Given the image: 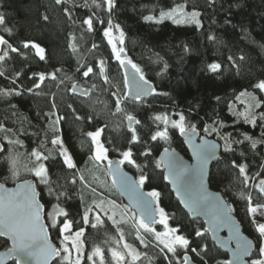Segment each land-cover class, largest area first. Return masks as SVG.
I'll use <instances>...</instances> for the list:
<instances>
[{
    "label": "trees",
    "instance_id": "trees-1",
    "mask_svg": "<svg viewBox=\"0 0 264 264\" xmlns=\"http://www.w3.org/2000/svg\"><path fill=\"white\" fill-rule=\"evenodd\" d=\"M87 3L85 7V0H65L61 4L56 0H0V15L4 17L0 36L19 50V53L9 51V56L0 61V70L4 73L0 76V89L13 90L10 96H0V127L3 129L0 131L3 145L0 183L12 187L18 182L33 180V174L25 168L13 177L11 157H17V169L18 164L31 167L30 161L34 158L30 154L33 150L39 151L48 157L42 163L47 169L49 183L36 182V187L45 208V222L52 243L59 244L62 238L59 228L68 220L72 223V232L84 230L85 258L81 264H91L87 256L95 247L101 249L104 264H114L109 249L120 235L119 227L124 242L141 253L136 264H150V260L151 264H168L161 252L163 246L157 245L151 234L141 230L147 246L142 245L129 222L114 226L107 219L100 218L103 223H98L96 228L83 222L88 208L92 209L90 221L96 222L94 217L98 213L96 205L99 201L108 199L125 205L111 181L109 185L105 182V187L93 182L98 172L94 161L89 159L93 146L86 133L103 129L100 141L108 149L110 159L120 160L122 151H132L139 167L127 163L122 167L136 179L141 174L147 177L143 186L145 192L155 190L160 193L158 203L166 214L168 225L178 228V234L189 239L188 255L194 264H224L226 255L214 247L207 233L201 237L195 235L197 230L203 232V224L189 219L181 210L164 184L161 167H156L158 154L164 148L175 149L189 159L178 130L168 127V140L151 138L157 131L164 130V125L153 119L155 115L163 114L175 120L183 114L186 123L194 124L200 136L220 144L219 159L209 171L208 184L233 208L243 232L255 243L256 250L251 258H258L259 234L248 216L247 200L242 194L251 193L254 206L264 205V196H260L254 187L264 173L261 168L264 165V136L261 135L264 127L259 120L253 127L236 113L242 98L237 97L242 92L250 93L262 102L259 112L264 108L263 92L255 87L264 80V0H213L211 4L209 0H114L115 6L110 12L103 0H97L102 5L99 9L92 0ZM180 5H184L185 13H200L199 28L191 23L174 24L167 18L160 23L144 19L149 15L159 19L161 12H170ZM89 17L94 19L91 33L83 24V20ZM97 18L104 23H99ZM109 19L113 30L118 25L124 33L127 57L142 69L145 78L159 93L139 102L124 100L121 105L124 111L120 113L115 109L119 96L115 84L116 81L123 82L124 77L122 67L112 56L111 46L103 36ZM5 29L10 30V34ZM209 36L214 39L209 40ZM25 42L43 48L44 59L41 60L31 46L24 48ZM70 44L76 46V51ZM93 44L97 45L95 49ZM101 60L105 62L103 75L99 67ZM211 63L220 64V70L210 72L208 65ZM89 66L93 67V72L84 77L83 72ZM39 73L46 76L53 73L56 79H46L39 89L33 88L29 92L27 89L33 87V82H39L38 76H34ZM73 84L88 89V95L72 94ZM16 91L20 95H15ZM53 103L56 116L65 118L60 121L56 133L49 127V117L45 115L53 111ZM126 114L140 121L133 127L136 142H131L133 132L127 128ZM56 116L51 119L55 120ZM77 116L80 119H76ZM219 124L224 125L221 129L230 134L232 141H240L232 143V151L224 150L225 142L217 133L206 135L204 132L206 125L217 127ZM245 134L258 141L255 149L244 139ZM54 136L62 139L77 169H68L64 165L51 143ZM9 140L20 143L9 144ZM144 152L149 155H141ZM233 161L246 166L251 177L247 187L242 183L239 169L233 167ZM103 174L109 181L107 170ZM58 209H63L67 215L55 216L57 227L52 228L48 216ZM153 227L157 232L162 229L155 224ZM193 247L204 251L198 255L190 251ZM8 248V243L0 240V251ZM184 251L178 249L181 257ZM10 264L16 263L12 261ZM53 264H61L59 257Z\"/></svg>",
    "mask_w": 264,
    "mask_h": 264
},
{
    "label": "snow or ice",
    "instance_id": "snow-or-ice-1",
    "mask_svg": "<svg viewBox=\"0 0 264 264\" xmlns=\"http://www.w3.org/2000/svg\"><path fill=\"white\" fill-rule=\"evenodd\" d=\"M65 0H56L57 4H61ZM213 0H209L211 4ZM92 4L96 9L102 7L97 0H92ZM103 4L107 6V10L110 12L114 5V0H103ZM85 7L88 6L87 0H85ZM184 5L178 6V8L173 9L170 12H161L159 19L154 18L149 15L144 17L145 21H154L156 23L162 22L165 18L172 20L174 24L191 23L195 24L197 28L200 27V20L198 17L200 13L198 11H192L190 13H185L183 11ZM98 19V22L103 24L102 19ZM4 24V17L0 15V25ZM83 24L87 25V31L92 32L94 30V19L89 17L83 20ZM107 27L103 30V36L107 38V44L111 46L112 56L119 62L120 66L124 69V88L125 92L121 96H118L115 102L116 113L124 111L121 107L124 100L132 99L139 102L142 98L148 95H158L152 84L145 78L142 69L135 64L131 59H129L125 53L124 48V33L120 30L119 26H115V32L119 33L118 37L114 35L113 23L109 19L107 21ZM5 31L10 30L5 29ZM214 37L209 36V40H213ZM0 61H4L9 56V51L13 53H19L16 47H13L8 40L0 36ZM31 48L36 50V55L40 57L41 60L44 59V49L41 48L36 43L25 42L23 44L24 48ZM73 51H76V46L70 44ZM94 49L97 45L93 44ZM231 59V57H229ZM243 59V57H241ZM104 61H99L100 73H104ZM221 65L218 63H211L208 65V70L210 72H218ZM129 69L131 71H129ZM79 70V69H78ZM60 71V69H57ZM93 72V67L89 66L83 72L84 77H88L89 73ZM4 75L3 71L0 70V76ZM19 76V74H17ZM38 76L39 82H33V87L27 89L29 92L33 91V88L39 89L46 79L55 80L56 76L53 73L47 76L44 73L34 74ZM106 79V78H105ZM13 84L16 83L15 80L12 81ZM95 87V85L93 86ZM260 91L264 92V80L258 82L255 85ZM74 93L77 91V85L73 84L72 89ZM88 89L81 88L79 90L80 95L87 96ZM13 94V90L0 89V96H10ZM15 95H20V92L16 91ZM39 94V93H37ZM247 96L249 98V103L246 105V110L244 112L236 113L239 117H242L244 122L251 124L253 127L257 126V121L264 122V111L259 113L256 109L261 107V101L257 100L255 96L250 93H240V97ZM219 99V97H217ZM71 107V106H69ZM53 111L50 113H45L49 117V127L56 133L59 131L58 125L60 121L65 119L63 116H56V105L52 104ZM56 116L55 120L51 117ZM128 121L129 128L132 130L133 135L131 142L137 141V136L135 134V129L132 128L134 123L138 124L140 121L135 120L131 114H126L125 117ZM76 119H80L79 116ZM155 121L161 122L164 125V130L157 131L151 138L156 140L158 137L164 140H168V127L171 126L174 129H178L181 135L187 136V142L190 144L193 158L196 161L194 165H187L182 160H180L175 153L169 152L168 149L164 150V155L162 159L157 160L156 167H164L166 175L164 179L173 185L178 197L188 208L189 212L193 215H203L208 218L209 227L202 231L197 230L195 235L201 237L205 232L211 231L215 235L216 231L227 226L230 232V236L227 240H221L220 245L222 247H229L233 240L235 241V248H229L232 253V260L224 261V264H247L244 257L252 255L253 243L252 241L246 239L240 234L239 228L233 221L231 212L232 208L229 205L223 203L220 197L213 196L207 191L205 187V178L207 174V165L211 159L216 158V150L218 145L211 143L204 138L200 139L199 143H196L193 137L197 133V128L194 124L189 125L186 123V118L183 114H179L178 120H170L167 115H155L153 117ZM223 124H219L217 127H212L206 125L204 127V132L206 135H210L215 132L224 140V150L226 152L232 151V143H240V141H232L230 139V134H221L220 129L223 128ZM0 127V131H2ZM103 129H97L96 131L87 132L86 135L90 137L93 146L92 155L89 157L90 160L97 162L102 165L104 161H107V172L113 179V184L119 187L122 191L128 194L130 204L125 207L124 211L120 213L121 219L117 221L114 216L117 213L114 211L111 216L108 217L112 220L114 226L120 223H127L128 220L132 221V227L135 229L136 239L140 240L142 245L147 246L145 239L141 235V230L144 233L151 234L157 245H162L161 252L164 253V259L168 261V264H194L191 257L188 255V250L190 247V241L183 235H177L179 232L178 228L169 227L167 222V217L163 209L159 207V197L160 193L158 191L143 192V188L147 177L143 174L139 176L138 179L132 180L126 176L122 170L121 165L127 163L133 167H139L136 161L133 159L132 151L126 150L121 152L122 159L113 162L107 159L108 149L100 141L101 133ZM264 136V131L261 132ZM244 139L251 142V147L256 148L258 141L253 140L252 137L247 134L244 135ZM9 144H19V141L9 140ZM53 146L59 147V154L63 158L64 165L68 169H73L76 165L73 162L72 156L69 155L67 149L65 148L63 142L59 136H54L51 141ZM34 158V161H30L31 167L28 164L24 165V168L30 171L42 184H48V172L45 165L41 162L48 159L47 156H43L39 151L33 150L30 154ZM141 155H149L148 152L141 153ZM12 163V175L13 177L19 174L17 165V157H11ZM233 167L239 169V175L243 178L242 183L245 187L248 186L249 175L246 171V166L233 161ZM262 171H264V165L261 166ZM257 173L256 175H259ZM81 182H84L83 176H81ZM87 186V185H85ZM258 190L260 196H264V179H260L259 183L254 185ZM37 192L33 184L25 181L23 184L18 185L16 190L10 191L0 184V236L8 237L11 240L12 246L7 250V256L15 259L16 264H49V261L53 257H60L61 264H81V257L83 256V242L81 237L84 235V230L81 228L79 231L72 232V223L65 220L62 227L59 228L60 236L62 237L60 247H54L49 241L48 227L42 219L43 206L37 199ZM242 198L247 200V213L250 217H253L252 224L255 227L256 232L259 234V245H258V258H254L250 261V264H264V223H259L254 217L258 212V209L264 207V205H253V197L251 193L246 196L242 194ZM98 208L103 207V202L96 205ZM115 207V206H113ZM92 211L88 208L83 216L84 224L91 223L93 228L97 227L98 223H103L99 215L94 217L95 223H92L89 218V213ZM131 212V216H127V213ZM64 215L67 213L63 209H58L55 214L50 213L48 218L51 221V227L56 228L55 216ZM159 216V221L155 220V216ZM160 223L164 226V232H157L153 229L152 225L154 223ZM117 231L120 233V241H124V235L122 230L117 227ZM66 233H68L66 235ZM155 246V245H154ZM123 248L124 253L118 250H111V256L115 261V264H136L137 261L141 259V253L138 252L131 245L124 243ZM166 249V252L164 251ZM178 249H184V253L178 252ZM191 252L197 253L203 252L204 249L201 248L199 251L197 248H191ZM73 252L76 253L75 259L72 258ZM126 253V254H125ZM168 254H171L169 256ZM95 258H99L100 264H104V257L99 247H95L93 251L88 254L87 260L92 261V264H96ZM0 264H5V257L0 256ZM151 264V260H150Z\"/></svg>",
    "mask_w": 264,
    "mask_h": 264
},
{
    "label": "water",
    "instance_id": "water-1",
    "mask_svg": "<svg viewBox=\"0 0 264 264\" xmlns=\"http://www.w3.org/2000/svg\"><path fill=\"white\" fill-rule=\"evenodd\" d=\"M129 71H131V70L129 69ZM122 72H123V77H124V76H125V72H124V69H123V68H122ZM152 86H153V85H152ZM153 88H154V87H153ZM80 89H81V87L77 86V91L74 93V92L71 90V92H72V94H76V95H78V96H82V97H84L83 95L78 94ZM151 96H152V95H148V96L142 98L141 100L148 99V98H150ZM128 100L131 101V102H136V101H134V100H132V99H128ZM135 120H136V119H135ZM126 124H127V128L130 130V128H129V124H128V121L126 122ZM135 124H136V123H134V124L132 125V128L134 127ZM179 136H180V138L182 139V141H183V143H184V145H185V148H186V151H187V153H188V157H189V159L185 158L182 154H180V153H179L178 151H176L175 149L164 148V149H162L161 152L158 154L157 160L162 159V157H163V155H164V150H165V149H168L169 152H171V153H175V155H176L180 160H182L185 164H187V165H194V164L196 163V161H195L194 158H193V153H192L191 146H190V144L187 142V136H185V135H181L180 133H179ZM201 138H204V139H206L207 141H209V142H211V143H215V144L218 145L217 150H216V158L211 159V160L208 162V165H207V174H206V178H205V187L207 188V191H208L209 193H211L213 196H218V197H220L224 204L229 205L228 202H227V200H226V199H225V198H224L219 192H216V191L212 190V189L209 187V184H208L210 168H211V166H212L215 162L218 161V159H219V154H220V151H221V146H220V144H219L217 141H215L214 139H211V138H208V137H205V136H200L198 132H197L196 135L193 137V139H194V141H195L196 143H199ZM2 152H3V145H2V143L0 142V154H1ZM110 160L113 161V162L118 161L117 158H113V159H110ZM120 167H121L122 172H123L126 176H128V177H129L130 179H132V180H136V178H135L131 173H129L128 171H126V170L122 167V165H121ZM161 169H162V171H163V180H164V184L169 188L171 194L173 195L175 201L178 203V205H179V207L181 208V210H182V211H183V212L189 217V219H191V220H199V221L203 224L204 229H205V228H208V227H209V224H208V222H207V221H208V218L205 217V216H203V215H193V214H191V213L189 212L188 208L184 205V203H182V201H181L180 198L178 197L176 191H175L174 188H173V185H172L170 182H168V181H166V180L164 179V176L167 174L166 171H165V169H164V167L161 166ZM106 170H107V168H106ZM107 174H108V172H107ZM108 176H109V178H110V181H111V183H112V185H113V187H114L116 193L119 195L120 199L123 201V203L125 204V206H128V205L130 204V200H129L128 194L125 193L124 191H122V190H121L119 187H117L116 185H114V184H113V179H112V177H111L109 174H108ZM25 181H28L29 183L33 184V186L35 187V190H36V192H37V194H38V195H37V199L40 201V199H39V193H38V191H37V187H36V183H35V181H34V180H25ZM25 181L18 182V183H16V184H15L14 186H12V187H8V186H6V185H4V187H5L6 189L10 190V191H14V190H16V188H17L18 185L23 184ZM0 184H1V183H0ZM141 190H142L143 192H145V190H144L143 188H142ZM145 193H146V192H145ZM40 203H41V202H40ZM41 204H42V203H41ZM42 206H43V205H42ZM229 206H230V205H229ZM231 216H232L233 221L236 223L237 227L239 228L240 234H241L243 237H245L246 239L252 241V243H253L252 255H253L254 252H255V250H256V246H255L254 241H253L252 239H250V238H249V237L243 232L242 226H241V224L239 223V221L237 220V218L234 216L233 212H231ZM42 219H43L44 223L46 224V222H45V208H44V206H43V211H42ZM155 220L157 221V215L155 216ZM154 224H155V223H154ZM154 224L152 225V227L154 226ZM46 226H47V225H46ZM206 233H207V235H208L209 241L214 245V247H215L217 250H219L222 254H225L226 257H227V260H232L233 257H232V253H231V251L229 250V248H235V241L233 240V243H232L229 247H222V246L220 245V241H221V240H227V239L229 238V236H230V232H229L228 227L225 226V227H221V228H219V229L216 231L215 235H213V234L211 233V231L206 232ZM48 236H49V241L52 243V241H51V239H50L49 231H48ZM0 240H3V241H5L6 243H8L9 248L12 246V244H11V240H10L8 237L0 236ZM52 245H53L54 247H56V245H55L54 243H52ZM252 255H251V256H246V257H244V260L247 262V264H250V259H251ZM0 256L5 257V264H10L12 261L15 262V259H13V258L7 256V250L0 251ZM56 258H57V257H53V258L49 261V264H53V262L56 260ZM15 263H16V262H15Z\"/></svg>",
    "mask_w": 264,
    "mask_h": 264
},
{
    "label": "rangeland",
    "instance_id": "rangeland-1",
    "mask_svg": "<svg viewBox=\"0 0 264 264\" xmlns=\"http://www.w3.org/2000/svg\"><path fill=\"white\" fill-rule=\"evenodd\" d=\"M113 32H114V35L115 36H117L118 37V35H119V33H116L115 32V30H113ZM0 48H1V46H0ZM115 88H116V92H117V94L119 95V96H121L122 95V93L123 92H125L126 91V89L124 88V81L123 82H120V81H116V84H115ZM263 95H264V92H263ZM264 97V96H263ZM264 102V101H263ZM249 103V98L247 97V96H245V97H242L241 98V100H240V102H239V104H240V107H238V113L239 112H244L245 110H246V105ZM145 106V105H144ZM262 107V106H261ZM259 110H260V108L259 109H256V112L257 113H259ZM262 111H264V108L262 109ZM175 120H178V119H175ZM162 125H163V123H162ZM263 127H264V122L261 124ZM260 125V126H261ZM169 127H171V126H169ZM172 128V127H171ZM174 129V128H173ZM176 130H178V129H176ZM178 132H179V130H178ZM220 133L221 134H228L226 131H224V130H222V129H220ZM218 136V135H217ZM219 137V136H218ZM61 139V138H60ZM231 140H232V138H230ZM61 141H62V139H61ZM63 142V141H62ZM64 144V143H63ZM64 146H65V144H64ZM54 148H55V150L58 152V154H59V147L58 146H54ZM65 148L67 149V147L65 146ZM68 151V150H67ZM68 153H69V151H68ZM60 155V154H59ZM69 155H70V153H69ZM71 156V155H70ZM61 157V156H60ZM61 159L63 160V158L61 157ZM107 159L108 160H110V158H109V156L107 155ZM120 159H122V157L120 158ZM42 162V161H41ZM216 163V162H215ZM214 163V164H215ZM75 164V163H74ZM94 164H95V167H96V169H97V174H95V176H94V179H93V182L95 183V185H97V186H99V187H105V182L109 185V183H110V180L108 181L107 179H105L104 178V174L103 173H106V167H107V161H104L103 162V164L102 165H100V164H98L97 162H94ZM213 164V165H214ZM212 165V166H213ZM21 166V167H20ZM211 166V167H212ZM18 171L19 170H25L24 169V166L22 167V165H20V164H18ZM75 169H77L76 167H75ZM211 169V168H210ZM100 174V175H99ZM103 175V176H102ZM34 176V175H33ZM100 176V177H99ZM101 176H102V178H101ZM80 177V176H79ZM260 179H264V173H263V176L261 177V178H258L257 180H256V182H255V185L256 184H258L259 183V180ZM33 180L35 181V183L37 182V183H40L41 184V182L34 176L33 177ZM88 187V186H87ZM90 188V187H89ZM101 202H103V207L102 208H98L97 207V209H98V213H97V215H99L100 216V218H102V219H107L108 221H110L111 223H112V220H109L108 219V217L109 216H111L112 215V213L115 211L116 213H117V215L116 216H114V219L115 220H117V221H120V219H121V216H120V213H122L123 211H124V209H125V205H122V204H117L116 202H114V201H108V199L106 200V201H99L97 204H100ZM113 206H115V207H113ZM160 207V206H159ZM232 208V207H231ZM232 212H234L233 211V208H232ZM234 214V213H233ZM127 216H131V212H128L127 213ZM249 216V215H248ZM249 218H250V220L252 221V219H253V217H250L249 216ZM259 223H264V208L263 207H261V208H259L258 209V212H257V214L255 215V217H254ZM157 221H159V216L157 215ZM128 222L130 223V224H132V221L131 220H128ZM113 224V223H112ZM155 225L157 226V227H159V228H162L161 229V231H159V232H164L165 231V228H164V226L162 225V224H160V223H155ZM153 229L155 230V231H157V229L156 228H154L153 227ZM68 233H66V235H67ZM177 235H179L178 233H177ZM62 239V238H61ZM81 240H82V237H81ZM82 242H83V240H82ZM60 243H61V241L59 242V244L58 245H56V246H58V248L60 247ZM125 242L123 241V242H121L120 241V235H119V237L117 238V240H115L114 241V245H113V247L112 248H110L109 249V255H110V257H111V260H112V262H114V264H115V261L113 260V258H112V256H111V250H113V249H115V250H118V251H120V252H122V253H124L125 252V250H124V248H123V244H124ZM126 254V253H125ZM75 257H76V253L75 252H73V254H72V258L73 259H75ZM83 258H85V253H84V249H83V256L81 257V262H82V260H83ZM252 259H254V258H251L250 259V261L252 260ZM59 260H60V257H59ZM94 260L96 261V264L97 263H100V261H99V258H95L94 257ZM61 261V260H60ZM91 262V264H92V261H90Z\"/></svg>",
    "mask_w": 264,
    "mask_h": 264
}]
</instances>
